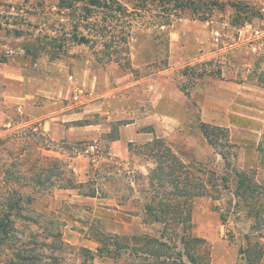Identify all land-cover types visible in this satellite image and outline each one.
I'll return each instance as SVG.
<instances>
[{
	"label": "rangeland",
	"instance_id": "1",
	"mask_svg": "<svg viewBox=\"0 0 264 264\" xmlns=\"http://www.w3.org/2000/svg\"><path fill=\"white\" fill-rule=\"evenodd\" d=\"M218 1L253 15L239 24L226 4L199 19L160 0L0 4V207L10 193L32 218H13L0 264L15 252L32 264H113L82 250L95 254L102 235L158 233L139 207L160 186L172 190L164 172H149L141 142L127 159L111 154L135 118L150 120L140 128L205 192L177 202L191 209L210 264H264V0ZM64 167L86 186L61 188Z\"/></svg>",
	"mask_w": 264,
	"mask_h": 264
},
{
	"label": "trees",
	"instance_id": "2",
	"mask_svg": "<svg viewBox=\"0 0 264 264\" xmlns=\"http://www.w3.org/2000/svg\"><path fill=\"white\" fill-rule=\"evenodd\" d=\"M62 2V0H59ZM68 7H72V2H82L84 0H65ZM89 4H99V0H87ZM173 1L172 10L174 12H182L184 10L189 11L193 16L199 19H208L213 11L223 9L226 4L234 9L235 15L233 20L243 23L246 19H250L253 15L250 7L241 5L239 2H220L218 0H160L164 4ZM161 4V9L165 6ZM247 8L246 10L239 7ZM72 40H78V42H86L87 38L84 34L72 35ZM164 65H167V57L163 60ZM189 67H185L188 69ZM215 73L208 68L200 70L199 76L204 74ZM220 70L216 71V74H220ZM202 125L207 123L201 122ZM142 149L146 150L145 154H149L153 163L154 168L149 169V172L155 175L156 171H163L160 173V179L166 181L169 186L171 185L172 190H167L164 187L163 192H155L152 194L151 199L146 202L143 206L139 207L143 214V221L147 224L159 223L161 225L160 230L156 235H134V236H119V235H102L100 239H97L98 245L96 246V253H91L89 249L82 250L89 254L90 258L98 256L99 258L111 259L113 264H210V253L206 246V241L203 238L197 237L192 232L191 222V209L186 206L182 207L177 199L179 198H192L199 194H204L198 186L190 184L189 178L180 179L179 175L170 166L168 161L172 154L169 150L168 145H163V141L160 138H156L153 141L146 142L140 145ZM129 150L132 151V145L129 144ZM144 150V151H145ZM144 154V155H145ZM61 162V161H60ZM157 163V165H156ZM62 164V163H61ZM162 164V165H161ZM58 166V165H57ZM166 168V169H165ZM63 172L69 176H65L66 185L61 188H75L86 186L85 182L74 183L71 182L70 176L72 171L63 168ZM60 175V174H59ZM238 184H243L244 179H248L244 173L237 172ZM102 176H104L102 174ZM164 176V177H163ZM54 179L57 175L53 176ZM63 178L59 177V180ZM97 181V178L92 180ZM249 187L251 186L250 181L247 180ZM252 189V188H251ZM98 187H93V190L84 195L95 196ZM160 195L158 202L152 203L155 198ZM24 201L31 203L30 196H24ZM19 197L18 200L21 199ZM14 196L10 193L5 195L4 202L0 207V249L1 246L4 248L11 249L12 246L7 244L9 241V233L12 229V222L14 217H21L24 219H32L30 215L23 214L22 204L17 203V200L13 201ZM24 202V204H25ZM2 235V236H1ZM6 241V242H4ZM19 251H22V246ZM91 253V254H90ZM28 255V254H26ZM18 261H29L34 262L36 258L33 256H21L19 253H13L10 257L8 264H20ZM7 264V263H5Z\"/></svg>",
	"mask_w": 264,
	"mask_h": 264
},
{
	"label": "crops",
	"instance_id": "3",
	"mask_svg": "<svg viewBox=\"0 0 264 264\" xmlns=\"http://www.w3.org/2000/svg\"><path fill=\"white\" fill-rule=\"evenodd\" d=\"M23 0H0V4L14 5L20 3ZM150 120H144L140 118H135L130 120L120 126V136L111 141V154L120 159H127L131 151L129 150V144L133 146L135 143L143 144L146 142L153 141L159 138L155 135L153 130L141 129V125L149 123ZM208 123V122H206ZM90 124V123H86ZM176 125V124H175Z\"/></svg>",
	"mask_w": 264,
	"mask_h": 264
}]
</instances>
